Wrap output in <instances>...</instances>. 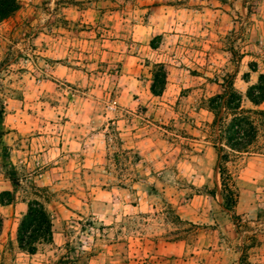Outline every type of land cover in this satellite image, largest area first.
<instances>
[{
  "label": "rangeland",
  "instance_id": "1",
  "mask_svg": "<svg viewBox=\"0 0 264 264\" xmlns=\"http://www.w3.org/2000/svg\"><path fill=\"white\" fill-rule=\"evenodd\" d=\"M18 2L0 21V264H264V100L246 97L264 0ZM230 84L240 108L211 109ZM234 115L255 128L243 151L220 137ZM33 199L53 236L31 254Z\"/></svg>",
  "mask_w": 264,
  "mask_h": 264
},
{
  "label": "trees",
  "instance_id": "2",
  "mask_svg": "<svg viewBox=\"0 0 264 264\" xmlns=\"http://www.w3.org/2000/svg\"><path fill=\"white\" fill-rule=\"evenodd\" d=\"M19 7L18 0H0V21L9 17ZM165 73L157 74L154 76V82L151 85V91L158 95L161 94L165 82ZM227 95L226 106L231 110L239 109L241 106L242 96L230 84L228 89H224L222 93H218L215 97L211 98V109H218L222 102L223 97ZM246 97L255 105L260 104L264 100V73L259 74L256 84L249 86L246 91ZM4 113V105L0 102V119ZM216 117L218 116L217 113ZM1 122V121H0ZM1 130V127H0ZM220 137L224 138L226 144L235 150L243 151L251 143L255 137V128L252 122L249 121L247 116L234 115L228 122L221 120L220 124ZM227 171L226 166L220 165V173L222 178V191L224 206L227 210L232 211L236 193L231 186V177L223 178L224 173ZM11 180L14 182L13 178ZM9 191H3L0 193V204L8 205L13 201V198L5 199L4 194H9ZM1 224V223H0ZM53 236V222L50 213L46 207L40 201L33 199L28 201L27 210L23 214L17 227V241L19 247L26 250L29 253H35L36 242L43 240L50 242Z\"/></svg>",
  "mask_w": 264,
  "mask_h": 264
}]
</instances>
